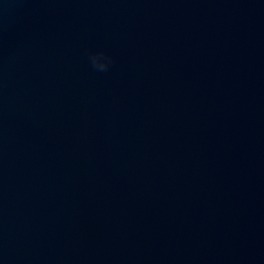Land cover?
Returning a JSON list of instances; mask_svg holds the SVG:
<instances>
[{
  "label": "water",
  "instance_id": "obj_1",
  "mask_svg": "<svg viewBox=\"0 0 264 264\" xmlns=\"http://www.w3.org/2000/svg\"><path fill=\"white\" fill-rule=\"evenodd\" d=\"M0 264H264V0H0Z\"/></svg>",
  "mask_w": 264,
  "mask_h": 264
},
{
  "label": "clouds",
  "instance_id": "obj_2",
  "mask_svg": "<svg viewBox=\"0 0 264 264\" xmlns=\"http://www.w3.org/2000/svg\"><path fill=\"white\" fill-rule=\"evenodd\" d=\"M88 60L92 68L98 72H106L111 63V57L102 51L89 53Z\"/></svg>",
  "mask_w": 264,
  "mask_h": 264
}]
</instances>
